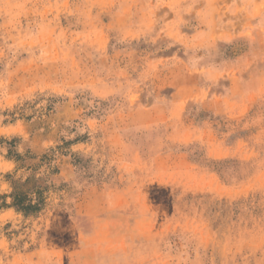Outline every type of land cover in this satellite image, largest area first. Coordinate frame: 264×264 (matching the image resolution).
Here are the masks:
<instances>
[{"label": "rangeland", "instance_id": "rangeland-1", "mask_svg": "<svg viewBox=\"0 0 264 264\" xmlns=\"http://www.w3.org/2000/svg\"><path fill=\"white\" fill-rule=\"evenodd\" d=\"M0 264H264V0H0Z\"/></svg>", "mask_w": 264, "mask_h": 264}]
</instances>
